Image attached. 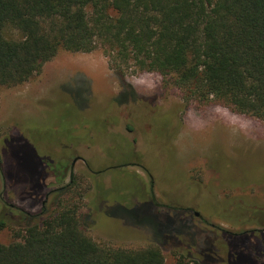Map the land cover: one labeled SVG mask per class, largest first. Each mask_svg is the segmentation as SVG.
Masks as SVG:
<instances>
[{
    "label": "rangeland",
    "instance_id": "obj_1",
    "mask_svg": "<svg viewBox=\"0 0 264 264\" xmlns=\"http://www.w3.org/2000/svg\"><path fill=\"white\" fill-rule=\"evenodd\" d=\"M67 200L93 215L86 231L97 243L160 244L169 224L151 205L171 217L172 208L184 211L177 244L210 225L264 244V120L214 99L188 101L158 72H120L103 47L61 48L29 80L0 85V216L11 205L47 215ZM15 239L0 229V243ZM160 247L174 264L170 247Z\"/></svg>",
    "mask_w": 264,
    "mask_h": 264
},
{
    "label": "trees",
    "instance_id": "obj_2",
    "mask_svg": "<svg viewBox=\"0 0 264 264\" xmlns=\"http://www.w3.org/2000/svg\"><path fill=\"white\" fill-rule=\"evenodd\" d=\"M97 47L120 72L155 71L188 101L214 99L264 120V0H0V85L29 80L61 48ZM127 95L122 90L114 101ZM11 207L0 229H12L16 239L0 243V264H167L161 245L170 247L174 264H264V244H243L244 232L210 225L190 235L192 244H177L179 208L171 217L150 205L166 215L165 239L133 248L94 241L86 231L93 215L82 214L78 201H60L47 215L44 207Z\"/></svg>",
    "mask_w": 264,
    "mask_h": 264
},
{
    "label": "water",
    "instance_id": "obj_3",
    "mask_svg": "<svg viewBox=\"0 0 264 264\" xmlns=\"http://www.w3.org/2000/svg\"><path fill=\"white\" fill-rule=\"evenodd\" d=\"M78 158H74L73 162H72V165L75 163V161L77 160ZM149 194H150V198H151V201L152 203H156V200H155V195H154V191H153V180L152 178L150 179V182H149Z\"/></svg>",
    "mask_w": 264,
    "mask_h": 264
},
{
    "label": "flooded vegetation",
    "instance_id": "obj_4",
    "mask_svg": "<svg viewBox=\"0 0 264 264\" xmlns=\"http://www.w3.org/2000/svg\"><path fill=\"white\" fill-rule=\"evenodd\" d=\"M154 205H157V204H155V203H153Z\"/></svg>",
    "mask_w": 264,
    "mask_h": 264
}]
</instances>
